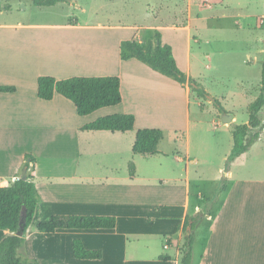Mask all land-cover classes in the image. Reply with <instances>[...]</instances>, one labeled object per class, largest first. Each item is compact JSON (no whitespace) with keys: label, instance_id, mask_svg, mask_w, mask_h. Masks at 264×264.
Segmentation results:
<instances>
[{"label":"crops","instance_id":"1","mask_svg":"<svg viewBox=\"0 0 264 264\" xmlns=\"http://www.w3.org/2000/svg\"><path fill=\"white\" fill-rule=\"evenodd\" d=\"M97 1L101 4L95 8L77 0L37 7L49 10L75 5L73 10L79 9V17L67 21L37 22L32 17H18L14 22H0V86L15 88L13 93H0V187L20 178L25 156L31 155L36 163L27 170V175L33 176L39 198L33 220L36 222L26 230L17 256L40 264H179L184 242L182 224L186 217L199 215L201 220L193 232L192 264H264V180L235 174L237 169L246 168L244 161L251 155L264 151L261 148L264 128L248 152L225 166L233 146L231 134L219 165L227 168L222 174L225 184L220 194L214 193L212 197L198 188L196 199H191L190 164H197L203 142L200 140L198 151L197 146L191 149L194 120L190 114V88L135 59L120 57L122 42L146 46L154 43L155 35L159 34L161 44L171 47L177 67L192 79V42L199 43L197 37L205 31L197 22L204 20L201 15L207 11L210 17L218 18L216 14L234 5L233 1L90 0ZM263 1L236 0L234 6L247 10L248 6ZM204 2L209 5L202 7ZM254 28L246 26L248 30ZM182 58L183 68L179 63ZM41 76L56 80L118 77L121 102L80 117L72 103L57 94L50 101L37 97L36 81ZM181 89L186 99L184 134L181 129L179 134L174 132L172 141L183 155L175 160L185 164L184 178H174L175 185L169 186L172 189L163 191L164 184L139 176L134 160L135 157H157L160 151L157 149L155 155L132 154L131 140L134 142L135 133L157 129L155 124L148 123L149 118L144 114L140 117L146 118L144 122L139 121L135 111H148L136 105L142 96L172 98L175 94L179 96ZM196 106L200 111L206 107L202 109L199 102ZM114 114L133 115V130L126 133L82 131L83 126L98 118ZM230 116L231 123H223L225 133L230 132L235 121V116ZM46 131L60 139L57 146L56 139L50 140L48 144L52 148L47 152L43 150V138L39 137ZM15 143L18 146L10 153L9 144ZM96 143L107 145L109 150L96 151ZM83 144L88 150V158L84 159ZM95 152H99L100 159L94 162L91 159L97 156ZM207 152L210 154L211 147H207ZM262 155L263 152L255 154L252 162L264 163ZM106 158L113 162L112 166L106 164ZM42 160H47L45 166ZM130 162L135 167L133 177L128 174ZM217 173L221 174L222 170L219 168ZM138 181L143 183L137 184ZM53 216H112L116 226L111 230H56L52 234L35 230L36 224L48 222ZM8 234L0 231V241ZM73 240H79L86 250H100L101 258L75 259L71 249Z\"/></svg>","mask_w":264,"mask_h":264},{"label":"rangeland","instance_id":"2","mask_svg":"<svg viewBox=\"0 0 264 264\" xmlns=\"http://www.w3.org/2000/svg\"><path fill=\"white\" fill-rule=\"evenodd\" d=\"M32 1L0 0V10L3 11V14L0 15V22H14L18 17H24L25 19L32 17L37 22H60L67 21L68 18L79 17V9L73 10L75 5L70 7L63 5L61 8L45 10L35 7ZM77 1L78 3L89 5L91 8L98 7L101 4L98 1ZM230 1H233L232 3L236 5V2H234L236 0ZM117 4H121V2ZM206 5H209V3H202V7ZM234 5L224 10L223 13H217L218 18L210 17L211 13L208 14V11L201 15L204 20L198 21L197 24L205 31L201 37H197L199 43L192 42V54H194V57L191 60V77L204 89L208 94V98L198 100L190 90V114L191 119L194 120L190 134L191 149L194 150L197 146L196 150L198 151L200 140L203 142L199 149L200 155L198 157L200 158H196L197 164H190L191 199H196L195 194L198 188L202 189L206 194L211 193L210 195L213 197L214 193H217L224 186L222 174L227 169L225 166L229 164L225 163V166L219 165L222 163L227 143L228 141L230 142L233 124L241 125L247 122V108L257 98L259 93L261 64L264 61V1L263 3H254L248 6L247 10H240ZM216 8H219V5ZM247 14L250 17L246 18L245 15ZM222 15L225 16L222 18ZM247 25L255 27L254 30L246 29ZM214 34H217V37H212ZM182 49H184V45ZM195 57L198 58V61L195 60ZM179 63L180 67L183 68L184 59H180ZM179 70L184 73L182 69L179 68ZM185 85L188 86L187 83ZM197 102L203 105L202 109L204 105L206 106L204 111H200L196 106ZM215 102L225 113L235 116V121L230 126L229 133L224 131L223 113L218 109ZM138 104L136 106L146 108L148 111V113L135 111L139 121L141 123L144 122L143 119L146 118L140 119L141 115L144 114L149 118L148 123L155 124L157 129L163 133L162 141L158 147L159 156L150 159L143 157L134 158L138 165L139 176L141 178L154 179L157 184H164L165 189L163 191L171 190L172 188L169 186L175 185L173 183L174 178L180 177L182 180L184 178L185 164L178 163L175 160V157H183V155L178 145L172 141L174 132L179 134L178 131L181 129L184 134L186 110L184 92L181 89L179 96L175 94L172 98L160 95H157L156 98L155 96H142ZM170 104L173 106L170 107ZM259 117L263 121L264 107L260 111ZM39 137L43 138V143L45 144L43 145V150L45 152L52 148L48 144L50 140L56 139V146L60 143V139L48 134V131ZM131 141L133 143V139ZM86 143L88 142L86 141ZM129 143L130 141L127 143V149L129 148ZM17 146V143L9 144L10 153ZM95 146V150L101 151V153H106L109 150L107 145L103 146L101 143H96ZM89 147H93L92 142ZM207 147H211L210 154L207 152ZM7 148L8 146H6V154ZM82 148L84 149V152H82L83 159L88 158L86 156L88 153L87 145L83 144ZM261 148H264V146ZM58 150L59 148H57ZM260 152H263L264 155L263 150H258L255 154ZM95 154L97 155L99 152H95ZM255 154L244 161L246 166L244 170H241V168L236 170V176L238 173L239 176L246 178L264 180V163L255 164L252 162ZM99 157V155L94 156L91 161L95 162L96 159H100ZM28 160L26 159L25 162L27 163ZM42 162L45 166L47 160H42ZM105 162L108 166L113 165L109 158H106ZM219 168L222 170L221 174L217 173ZM22 170L19 174L20 177L22 176ZM136 183L143 182L138 181ZM183 184L177 183L176 185L183 186ZM35 222L32 221L31 225L34 226Z\"/></svg>","mask_w":264,"mask_h":264},{"label":"trees","instance_id":"3","mask_svg":"<svg viewBox=\"0 0 264 264\" xmlns=\"http://www.w3.org/2000/svg\"><path fill=\"white\" fill-rule=\"evenodd\" d=\"M69 0H34L36 7H51L58 2ZM264 50V44H263ZM120 57L122 60L135 59L148 66L152 71L172 79L179 85L186 83L198 100H205L208 94L194 80L188 79L176 65L172 55V49L168 45H162L159 34L154 37V43L141 46L136 42L126 41L120 45ZM37 97L42 101L52 100L54 94L70 101L80 117L88 116L102 108L113 107L121 102L120 80L118 77H72L64 80H56L52 77L41 76L37 78ZM12 86H0V93H13ZM216 103V102H215ZM221 113H225L216 103ZM264 107V61L261 64V79L257 98L248 106V121L246 124L234 125L232 129L233 146L226 164L232 163L242 154L248 152L251 146L258 141L264 128L259 113ZM134 116L131 114H114L83 126L82 131H108L111 133H126L134 128ZM163 133L158 129H143L135 133L132 145L133 155H155ZM29 163L24 167L31 169L36 160L31 155L25 156ZM31 165V166H30ZM135 167L132 162L128 164V174L133 177ZM225 184V181H223ZM221 188L216 195L220 194ZM33 176L28 174L26 180L15 179L6 187H0V231L9 234L0 241V264H40L36 260H22L17 256L18 249L24 242V234L30 227L38 206ZM26 215L22 236H17L20 231V215L22 208ZM199 215L186 217L182 224L184 242L180 249L179 264H192L193 232L200 222ZM116 226V219L112 216H53L48 222L38 223L35 230L42 234H52L56 230H111ZM71 249L77 260H99L102 256L100 250H86L79 240L71 242ZM162 260H168L165 257Z\"/></svg>","mask_w":264,"mask_h":264},{"label":"water","instance_id":"4","mask_svg":"<svg viewBox=\"0 0 264 264\" xmlns=\"http://www.w3.org/2000/svg\"><path fill=\"white\" fill-rule=\"evenodd\" d=\"M222 122L226 123V124H230L231 123V116L230 115H223L222 116ZM29 162L30 161L28 160L27 163H29ZM26 177H27V168L24 167L22 170V176L20 177V179L26 180ZM25 215H26V210L23 207L21 210L20 221H19L20 231L16 233L17 236H22L23 225H24V221H25Z\"/></svg>","mask_w":264,"mask_h":264}]
</instances>
